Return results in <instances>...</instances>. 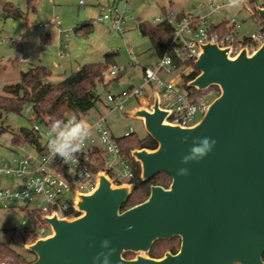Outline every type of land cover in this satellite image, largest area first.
<instances>
[{"label": "water", "instance_id": "water-1", "mask_svg": "<svg viewBox=\"0 0 264 264\" xmlns=\"http://www.w3.org/2000/svg\"><path fill=\"white\" fill-rule=\"evenodd\" d=\"M256 11L264 23V8ZM229 52L201 46L199 75L187 86L216 87L219 95L194 126L167 123L169 111L160 108L156 91L152 103L141 98L129 113L157 144L131 152L141 180L166 174L170 186H151L143 203L123 211L133 184L114 185L99 173L95 189L73 201L76 217L43 218L52 233L26 245L35 255L30 264H102L94 257L107 251L105 239L116 250L109 264H264V43L253 54L244 48L231 58ZM202 137L216 141L212 151L182 163ZM181 168L188 174L178 175ZM174 238L181 240L177 254L148 256L155 243ZM129 253L135 258L126 259Z\"/></svg>", "mask_w": 264, "mask_h": 264}, {"label": "built area", "instance_id": "built-area-1", "mask_svg": "<svg viewBox=\"0 0 264 264\" xmlns=\"http://www.w3.org/2000/svg\"><path fill=\"white\" fill-rule=\"evenodd\" d=\"M125 9L116 6L102 9L98 22L109 24L119 34L127 30L124 23V11L129 9L130 0H123ZM85 5V0H80ZM226 0H208L184 13H169L155 20L156 24L167 22L173 28L172 40L154 67L144 68L143 86L123 91L119 95H109L107 101L113 107L111 112H123L126 102L131 98L141 99L145 88L151 86L153 97L159 94L160 108L169 111L166 122L183 128L194 126L208 110L211 102L218 96L216 92L204 91L196 96L195 89L185 90L183 75L195 65L203 44H217L222 49H230L229 57L234 58L245 48L248 54L255 53L264 43V23L258 17L257 8H264V0H245L243 7L255 21L256 33L241 38V23L236 19L224 18L228 7ZM215 19L219 22L214 23ZM62 23L53 17L42 28H55L61 31ZM218 29L212 31V27ZM131 62L136 63L130 51ZM59 58L68 54L58 53ZM178 62V63H177ZM179 64V65H178ZM124 71L113 68L106 76L116 78ZM214 96L213 100L210 97ZM27 111L31 112L29 108ZM77 120H86L92 126V135L85 140L82 150L77 154L78 163L67 165L59 157L53 158L48 151L51 139L50 126L43 127L37 122L33 132L39 144L20 145L19 152L13 156H0V210L20 205L30 211L34 225L25 229L27 238L34 243L38 239L51 235V227L44 222V217L56 216L58 219L74 218L77 215L73 201L79 194L92 192L97 185V175L105 173L114 185L131 184L134 174L121 154L118 139L114 137L107 125L105 116H100L91 123L85 116L77 115ZM129 131L125 136L131 135ZM76 213V212H75ZM77 214V213H76ZM26 222L23 223L26 226Z\"/></svg>", "mask_w": 264, "mask_h": 264}, {"label": "rangeland", "instance_id": "rangeland-1", "mask_svg": "<svg viewBox=\"0 0 264 264\" xmlns=\"http://www.w3.org/2000/svg\"><path fill=\"white\" fill-rule=\"evenodd\" d=\"M206 1L208 0H130L129 9L124 11L127 31L121 35L111 29L109 24H102L97 20L103 8L108 10L116 6L123 11V0H85L83 6L80 5V0H33V7L28 0H3V4H10L23 15L19 19H5L2 17L3 4L0 5V95L5 94L6 86L18 83L21 73L27 72L32 65L49 67L52 76L47 82L59 84L80 66L103 63L105 55L113 53L115 67L111 69L123 68L124 73L106 87L97 86L96 91L101 101L85 117L94 123L100 116H107V125L116 139L124 137L129 131L137 138L144 139L148 135L143 121L129 116L132 109L139 106L138 98L129 99L123 112L115 111L110 114L106 109V106L113 107L107 101L109 95H119L132 86L141 88L143 69L154 67L159 61L149 38L141 34L139 24L146 22L156 25L155 20L166 14L189 12ZM223 15L224 18L236 19L241 23V38L256 33L255 21L243 4L239 7H227ZM53 17H58L62 23V36L58 35L55 28H42ZM217 22L219 20L215 19L214 23ZM89 25L91 31L86 33ZM83 27L81 32L77 31ZM47 35H50V39L44 42L43 37ZM66 44L69 46L67 52L64 50ZM59 51L69 53V58L58 59L55 55ZM130 51L136 63L131 62ZM24 59L26 62H22ZM2 65L14 67L9 73L2 74ZM106 79L109 77L106 76ZM151 90L152 87L147 86L143 96L149 103L153 102ZM213 97L210 99L213 100ZM34 123L29 111H25L22 116L5 115L0 126L7 128V131L0 135V156L10 158L14 152H19V147L12 142L13 135L22 128L32 129ZM33 206L28 210L20 205L0 210V240L30 260L33 255L25 247L32 243L27 238L25 229L34 225L29 211ZM24 222L27 223L26 226L23 225ZM132 255L130 259L135 258Z\"/></svg>", "mask_w": 264, "mask_h": 264}, {"label": "trees", "instance_id": "trees-1", "mask_svg": "<svg viewBox=\"0 0 264 264\" xmlns=\"http://www.w3.org/2000/svg\"><path fill=\"white\" fill-rule=\"evenodd\" d=\"M29 5L33 7V0H28ZM3 0H0V5ZM35 9V8H33ZM22 13L13 8L8 3L3 4L2 17L7 19H19ZM182 15H179L181 18ZM89 29L86 33L91 31V25L87 26ZM81 29H77L81 32ZM139 29L144 37L149 38L151 48L155 50L158 56H162L169 46L172 36L173 28L167 22L159 24H151L142 22L139 24ZM218 29V26L212 27V31ZM50 39L47 35L43 37V41ZM113 53L105 55L103 63L86 64L81 66L78 70L66 77L59 84H50L47 80L52 76V72L44 66H35L30 68L27 72H22L18 83L5 87V94L0 95V124L4 116L14 114L22 116L25 111L31 109L34 121L43 127L50 126L53 120H63L67 122L77 115L86 116L96 104L100 102L96 88L98 85L108 86L116 78L106 79V74L111 67H115ZM178 63V62H177ZM179 65V64H178ZM191 71L188 75H183L184 88H188V82L192 81L199 75L194 63L190 62ZM215 91L219 95V90L212 87L208 90ZM196 96L202 95V92L194 90ZM7 128L0 126V135L5 133ZM14 145L39 144V139L32 129L22 128L13 135L12 140ZM123 158L130 165L134 178L131 182L134 186L133 193L122 210L125 211L138 204L143 203L150 194L151 186H161L168 188L171 184V179L166 174H159L149 182H143L140 178V166L131 157L133 150L149 149L154 150L157 147L155 141L147 136L144 139H139L132 133L129 136H124L118 139ZM73 213L76 214L74 211ZM180 245L178 239H171L165 242H160L153 246L150 255L153 257H161L166 251L176 253ZM33 259L30 260L25 255H22L11 248L9 245L0 240V264H30L35 260V255L32 253ZM132 254H125L126 259H130ZM264 260V255H263Z\"/></svg>", "mask_w": 264, "mask_h": 264}, {"label": "clouds", "instance_id": "clouds-1", "mask_svg": "<svg viewBox=\"0 0 264 264\" xmlns=\"http://www.w3.org/2000/svg\"><path fill=\"white\" fill-rule=\"evenodd\" d=\"M245 0H228V7H239ZM92 135V126L83 119H73L64 122L63 120H53L50 125L51 139L47 145L50 155L55 158L59 157L65 164L72 165L78 163L77 154L82 150L85 140ZM187 137H184V142H187ZM194 141H199L189 149V153L182 157V163L199 162L208 153H210L216 144L214 139L209 137L195 138ZM178 175H187V169L181 168L178 170ZM131 226H129L130 228ZM110 242L105 239L101 242V247L107 249L94 257L96 261H102V264H109V258L115 253L114 248L109 247ZM239 264V262H236Z\"/></svg>", "mask_w": 264, "mask_h": 264}, {"label": "crops", "instance_id": "crops-1", "mask_svg": "<svg viewBox=\"0 0 264 264\" xmlns=\"http://www.w3.org/2000/svg\"><path fill=\"white\" fill-rule=\"evenodd\" d=\"M184 13H187V12H184V11H182V12H179L178 13V15H183ZM58 31V30H57ZM58 35L59 36H62V32L61 31H58ZM49 37H50V35H49ZM49 41V39H46V41ZM69 49V46L66 44V45H64V50H65V52H67V50ZM58 53H62V51H59ZM58 53L55 55L58 59H65V58H59L58 57ZM66 54H68V57H66V59L67 58H69V53H66ZM129 54H130V52H129ZM130 59H131V55H130ZM22 62H26V60L24 59V60H22ZM3 66V68H2V74H4V73H9L12 69H13V67H14V65H2ZM35 66H39V64H35V65H32L30 68H32V67H35ZM115 66V65H114ZM44 67H46V66H44ZM81 67V66H80ZM79 67V68H80ZM46 68H48L49 70H50V68L49 67H46ZM78 68V69H79ZM144 70V69H143ZM51 71V70H50ZM52 72V71H51ZM124 73V71L122 72V73H120L121 75ZM120 74L118 75V76H120ZM115 80H117V79H115ZM114 80V81H115ZM112 83V82H111ZM110 83V84H111ZM134 87L132 86V87H130L129 89H133ZM134 108H136V107H134ZM133 108V109H134ZM106 109L107 110H109V113L111 114L112 112L110 111V106H106ZM106 117V119H107V116H105Z\"/></svg>", "mask_w": 264, "mask_h": 264}, {"label": "flooded vegetation", "instance_id": "flooded-vegetation-1", "mask_svg": "<svg viewBox=\"0 0 264 264\" xmlns=\"http://www.w3.org/2000/svg\"><path fill=\"white\" fill-rule=\"evenodd\" d=\"M174 239H178L179 241H180V245H179V248H178V250L176 251V253H172V251H166L165 253H167V252H169V253H171V254H173V255H175V254H177L178 253V251H179V249H180V246H181V240L179 239V238H174ZM160 242H165V241H160ZM160 242H157V243H155L153 246H155L156 244H158V243H160ZM153 246H152V248H153ZM151 248V249H152ZM151 251V250H150ZM165 253L163 254V256L165 255ZM148 256L150 257V258H153V259H159V258H162L163 256H161V257H153V256H151L150 255V252L148 253Z\"/></svg>", "mask_w": 264, "mask_h": 264}]
</instances>
